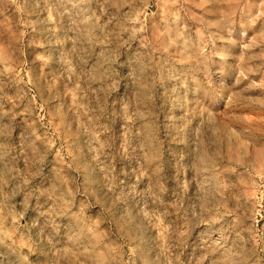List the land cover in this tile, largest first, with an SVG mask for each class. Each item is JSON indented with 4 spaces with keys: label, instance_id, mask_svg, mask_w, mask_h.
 <instances>
[{
    "label": "clouds",
    "instance_id": "1",
    "mask_svg": "<svg viewBox=\"0 0 264 264\" xmlns=\"http://www.w3.org/2000/svg\"><path fill=\"white\" fill-rule=\"evenodd\" d=\"M16 3L0 0V15ZM209 5L217 8L215 20L192 11ZM35 6L36 19L29 13L17 24L0 20V77L27 83L17 72L26 67L25 36L46 33L37 55L59 65L53 80L71 85L73 116L64 123L58 107L61 123L40 131L0 103V264H185L191 232L199 225L212 230L229 215L239 231L232 239L227 229L212 230L219 232L215 239L201 237L195 264H261L236 211L251 190L264 187V141L248 129L235 133L218 112L225 92L247 100V89L264 91V25L242 45L237 80L260 79L241 91L229 87L220 67L210 70L211 56L190 48L195 28L203 49L211 29H227L231 38L238 14L255 26L264 0H43V8L36 0ZM177 60L194 62L203 80L191 85ZM37 86L21 87L17 100ZM197 100L205 106L192 107ZM34 113L29 99L24 114ZM166 164L175 176L166 174ZM173 212H183V230L169 221ZM144 244L155 254H143Z\"/></svg>",
    "mask_w": 264,
    "mask_h": 264
},
{
    "label": "rangeland",
    "instance_id": "2",
    "mask_svg": "<svg viewBox=\"0 0 264 264\" xmlns=\"http://www.w3.org/2000/svg\"><path fill=\"white\" fill-rule=\"evenodd\" d=\"M258 3L259 0H256ZM36 0H17L15 5L6 11L3 15H0V20H3L5 16L12 24H17L21 19L29 18L28 14L31 13L30 18L36 19L40 14V9L36 8ZM40 8H43V0H40ZM152 12H156L155 4L150 9ZM197 15H202L206 20H215L217 17V8L214 5H209L206 10L192 9ZM257 12L256 8L252 9L253 15ZM158 21V16L155 18ZM264 25V18H261L255 26L249 23V17L240 16L236 17V23L233 25L232 35L229 38V32L227 29H211L213 33V39L211 43L207 40L203 41V49L201 48V39L197 35L198 28L193 31V44L190 51L194 54H199L204 51L205 56H211L208 67L215 73L217 67L225 73L224 79L228 83L230 88L235 91H241L247 89V86L251 80L259 81V75H249L248 79L237 80L238 76V64L241 62V58L245 56L243 44L249 42V40L255 36ZM247 35H243V33ZM219 37V38H216ZM47 34L27 33L25 39L30 43L26 45L25 60L26 67L23 69H17L19 75L27 82L24 85H17L10 81L7 76L0 77V103H3L7 109L17 112L19 115L17 119L21 122H26L27 125L35 124L40 131H43V125L49 124L57 126L61 123V118L57 116L56 109L61 108L64 114V123H68L73 114L69 112L68 105L72 102V97L67 94V87H71L66 80H53V73L57 72L58 64H46L43 59L38 57V53L44 51L40 47V41L46 40ZM254 53H259L261 48H255L252 50ZM252 53H248L251 55ZM223 55L224 59L221 60L220 56ZM258 61H251L249 65L258 64ZM176 68H182L184 70V76L187 81L191 82V85H197L203 80V72L196 71V65L193 62L190 66L185 65L182 60L175 61ZM37 83L36 88H31L29 96L25 99L17 100V94L23 87L24 92H29L30 83ZM55 84V96L52 95L51 86ZM207 88V84L204 85ZM211 95H216L215 92H211ZM244 97L249 99L241 100L239 97L233 99L227 92L224 93V104L219 109L218 121L224 125L229 126L235 133L239 134L242 130L248 129L252 135L258 138L260 141H264V109H262L260 101H264V91L247 89L243 92ZM29 99L32 106L35 108L33 116L28 117L24 114V108L27 106ZM47 102V103H46ZM200 101H195L192 107H203ZM53 131H57L56 127H53ZM182 147V146H181ZM118 142L114 138L113 142V155H116V163L119 166L122 162L118 156ZM225 151H227V145H225ZM58 154V153H57ZM167 154V152H166ZM55 158V156L53 157ZM119 171V167H118ZM165 172L168 173V166L165 165ZM171 176L176 175V170L173 168ZM121 179H126L121 177ZM257 182L260 183L257 177ZM126 182H129L126 180ZM171 201H169L170 203ZM240 203L244 205L243 209L237 210L236 214L242 218L241 227L247 231L244 233L247 239L251 240V244L258 245V251L261 256V264H264V187L251 190V195L247 200H241ZM229 210L235 209V202H229L227 205ZM169 221L173 227L183 230L185 220L183 212L173 214L169 217ZM236 220L232 215L225 217L224 221L212 226V230L227 229L225 235L232 239L235 231H239L236 227ZM209 229L208 225H199L191 232L189 239L183 248V256L185 264H188V260H192V264H195L196 259L203 254V249L200 247L201 237L206 238L208 235H212L215 239L219 234ZM117 237H114L116 239ZM122 243V241H120ZM249 244V247H251ZM41 250L37 253V256L43 258L44 252ZM127 252L128 249L126 248ZM143 254L152 255L155 254L153 246L150 244H144L141 247ZM139 264V261H138ZM207 264V262H205Z\"/></svg>",
    "mask_w": 264,
    "mask_h": 264
}]
</instances>
